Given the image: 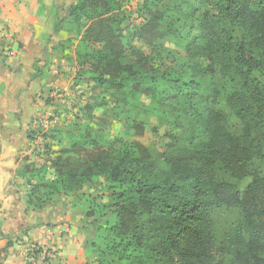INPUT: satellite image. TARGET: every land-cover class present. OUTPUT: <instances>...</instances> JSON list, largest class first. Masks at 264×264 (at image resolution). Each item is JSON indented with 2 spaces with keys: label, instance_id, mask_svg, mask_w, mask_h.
Returning <instances> with one entry per match:
<instances>
[{
  "label": "trees",
  "instance_id": "16d2710c",
  "mask_svg": "<svg viewBox=\"0 0 264 264\" xmlns=\"http://www.w3.org/2000/svg\"><path fill=\"white\" fill-rule=\"evenodd\" d=\"M163 1L142 0L145 18L135 23L122 12L124 0H77L55 27L80 35L86 76H79L94 82L91 97L104 89L126 104L138 93L154 97L160 82L186 90L159 94V109L172 117L162 146L135 140L118 151L105 131L86 126L46 161L55 177L45 178L48 164L23 167L35 181L29 201L40 207L62 193L89 202L81 207L97 264H264V0H169L162 12ZM175 18L194 34L184 45L187 81L159 71L141 49L153 52ZM123 126L145 133L143 122ZM102 186L108 202L91 196Z\"/></svg>",
  "mask_w": 264,
  "mask_h": 264
},
{
  "label": "crops",
  "instance_id": "0c3cea01",
  "mask_svg": "<svg viewBox=\"0 0 264 264\" xmlns=\"http://www.w3.org/2000/svg\"><path fill=\"white\" fill-rule=\"evenodd\" d=\"M76 1L0 0V264H25L31 244L54 248V264H97L88 250L91 218L75 210V197L52 194L36 207L29 201L35 181L20 174L42 152L43 141L55 140L51 134H36L44 126L37 117L60 111L43 99L40 89L53 82L41 73L55 46L51 42L61 32L55 27ZM49 120L47 127L58 118ZM30 131L35 132L32 138ZM38 196L44 199L41 192Z\"/></svg>",
  "mask_w": 264,
  "mask_h": 264
},
{
  "label": "rangeland",
  "instance_id": "374dc122",
  "mask_svg": "<svg viewBox=\"0 0 264 264\" xmlns=\"http://www.w3.org/2000/svg\"><path fill=\"white\" fill-rule=\"evenodd\" d=\"M141 4L142 0H124L122 12L134 20L135 23L143 22L145 15L141 14ZM171 5L172 3L169 0H164L159 5V9L162 12H167ZM180 15L178 14L177 18ZM174 22L170 35L158 40L153 52L151 48L146 49L144 45L141 49L150 55V61L159 71L168 72L173 79L187 81L189 71L188 62L184 55V45L193 38L194 34L183 23L177 22L176 18ZM60 31L51 42V46L54 43L55 46L51 47L52 51L48 54L43 66L45 70L42 68L43 71L41 73V78L49 76L48 78L52 80L53 84L49 85V89H44L42 86L43 89H40L41 94L44 95L43 99H45L46 104L60 109L59 112L56 111L58 113H53L54 116H52L54 119L58 118V121L53 126L47 127L48 121H50L49 118L46 115L45 118L37 117L38 121L41 122L42 120V123H44L43 127L41 124L39 125L37 133L39 131L40 134L54 135L55 140L43 141L40 144L39 149L42 152L38 151L36 154V158L33 160L35 165H47L46 161L54 158L60 149L69 146L71 138L80 133L82 128L86 126L101 128V130L105 131L110 140H115L114 146L118 151L133 148L135 140L147 146L156 143L158 147H161L164 142L161 134L165 126L169 127L171 124L172 117L168 115V112L159 109V94L163 89L166 90L167 87L171 91H175L176 89L186 90L184 88L181 89L180 86L172 82H160L156 87L158 93L154 97L138 93L130 97L126 104L123 102L117 103L116 99L111 97L104 89L96 90L91 97L90 86L94 82H90L89 84L87 79H81L79 76L80 74L86 76L84 69V61L86 59L83 56V52L80 51V45L78 44L80 35L74 31H69L66 27H62ZM144 82L145 84L148 83V81ZM88 103L92 107L90 112L84 109ZM125 120L143 122L145 126L144 135L139 137L132 136L131 133L133 131H127L123 126ZM228 123L233 132L237 134L241 132V124L236 119L230 117ZM171 126L169 128H172ZM45 176H55L51 167H47ZM100 181H104V176L100 177ZM248 181L249 179H244L239 183L241 191ZM92 188L94 187L89 185L84 190L88 194ZM91 196L93 198L102 196L98 202L109 201L106 186H102L101 190L93 192ZM75 202L81 210V206L87 208L89 205L87 201L86 203L84 202V205L82 200L75 199ZM224 217L229 218L230 213H226ZM106 218L108 219V217ZM93 230H95L94 227L92 228ZM96 242L99 244L101 240L96 238ZM89 251L92 252L91 250ZM92 253L97 258V255L94 252Z\"/></svg>",
  "mask_w": 264,
  "mask_h": 264
},
{
  "label": "built area",
  "instance_id": "2783aa9c",
  "mask_svg": "<svg viewBox=\"0 0 264 264\" xmlns=\"http://www.w3.org/2000/svg\"><path fill=\"white\" fill-rule=\"evenodd\" d=\"M33 247H35V245L29 247V254L26 252L25 264H54L57 258V253L54 248L42 246L40 252L34 253Z\"/></svg>",
  "mask_w": 264,
  "mask_h": 264
}]
</instances>
